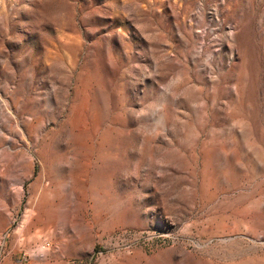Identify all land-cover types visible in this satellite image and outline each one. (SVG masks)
<instances>
[{
    "label": "rangeland",
    "instance_id": "374dc122",
    "mask_svg": "<svg viewBox=\"0 0 264 264\" xmlns=\"http://www.w3.org/2000/svg\"><path fill=\"white\" fill-rule=\"evenodd\" d=\"M0 264H264V0H0Z\"/></svg>",
    "mask_w": 264,
    "mask_h": 264
}]
</instances>
